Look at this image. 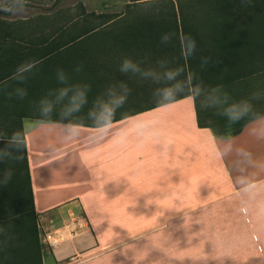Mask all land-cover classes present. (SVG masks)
Masks as SVG:
<instances>
[{
  "label": "crops",
  "instance_id": "obj_1",
  "mask_svg": "<svg viewBox=\"0 0 264 264\" xmlns=\"http://www.w3.org/2000/svg\"><path fill=\"white\" fill-rule=\"evenodd\" d=\"M16 20L0 13V133L3 112H21L43 264H264V116L236 136L217 137L199 127L193 96L158 104L153 93L161 85L140 78L107 128L41 120L39 102L65 88L53 65L65 57L26 67L33 43L19 39ZM106 68L93 72L100 81L90 109L112 86ZM17 89L27 95L19 98ZM137 110L144 111L127 116ZM231 201L249 209L240 220L251 229L201 232L192 245L146 249L148 233ZM63 227L66 240L48 246L44 233Z\"/></svg>",
  "mask_w": 264,
  "mask_h": 264
},
{
  "label": "trees",
  "instance_id": "obj_2",
  "mask_svg": "<svg viewBox=\"0 0 264 264\" xmlns=\"http://www.w3.org/2000/svg\"><path fill=\"white\" fill-rule=\"evenodd\" d=\"M64 1L56 0L51 9L36 17L17 18L22 28L18 34L19 39L27 35L33 43V59L26 67L42 59L50 62L51 56L65 57L64 61L53 65H59V71L65 74V88L87 86L90 89L82 110L86 115L91 92L100 81L93 76L95 67L107 66L102 75L108 76L112 86L124 82L131 90L137 87L139 74L120 71L122 62L130 59L139 63L144 71L162 74L181 70L180 78H191L194 83L202 84L206 93L219 88L220 100L215 107L202 110L201 101L193 97L199 127L210 128L217 137L236 136L247 123L264 116V110L257 109L264 105V100L239 88L244 82H256L258 77L264 76V0H208L205 6L202 3V15L193 11L196 6L190 3L164 10H131L127 17V13L113 17L108 13L88 11L81 2L75 13L78 17L72 15L71 8L54 12ZM10 7V12L0 13L9 16L18 7L36 8L28 3ZM189 8L192 11L186 10ZM25 25L31 29L26 31ZM165 33L172 34L170 43L161 42ZM185 37L196 42L193 56L185 54ZM96 55H108L112 59L107 63H95L91 57ZM202 59L208 62L204 64ZM160 61L167 62L164 68ZM242 101L252 105V113L233 122L227 110ZM142 111H132L127 116ZM3 113L6 117L3 116L2 124L6 129L0 133V171H9L11 179L0 181V264H43L27 145L21 127L23 116L19 111ZM56 115L54 112L51 116ZM40 119L81 125L91 122L64 121L60 117V120Z\"/></svg>",
  "mask_w": 264,
  "mask_h": 264
},
{
  "label": "clouds",
  "instance_id": "obj_3",
  "mask_svg": "<svg viewBox=\"0 0 264 264\" xmlns=\"http://www.w3.org/2000/svg\"><path fill=\"white\" fill-rule=\"evenodd\" d=\"M172 34L165 33L162 38V43H170ZM185 54L193 56L196 52L197 46L194 39L185 37ZM207 59H202V63L206 64ZM166 61H160L161 68L166 66ZM79 71V68L77 69ZM120 71L124 74H139L143 79H152L154 82L161 85L154 93V97L158 104H167L173 102L175 97L184 94H191L195 99H199L200 107L206 110L210 107H215L220 100L217 95L220 92L219 88L212 89L210 93H206L202 84L194 83L193 79L188 78L181 80V70L165 71L162 74L152 70L144 71L140 68L139 63L130 59H125ZM58 80L61 83L66 82V77L63 71L57 73ZM26 79V78H25ZM90 89L84 88H62L57 92L49 93V98L42 99L39 102V111L42 118L50 117L54 112L61 120L71 121L74 116L82 112L84 106L87 104V92ZM19 98L23 99L27 92L24 89H17L15 93ZM131 94V89L126 83L120 82L119 85L110 86L106 92V96L93 104L89 109L87 118L92 122L97 129L107 128L109 124L114 122L117 111L122 108ZM12 94L9 93V98ZM224 100H227V94L224 95ZM58 110V111H57ZM252 113V105L248 101H242L239 104L232 105L227 110L229 119L237 122ZM69 130L76 129L75 124L68 125ZM259 134L264 136V127H261ZM11 179V173L7 170L0 171V181L7 182Z\"/></svg>",
  "mask_w": 264,
  "mask_h": 264
},
{
  "label": "rangeland",
  "instance_id": "obj_4",
  "mask_svg": "<svg viewBox=\"0 0 264 264\" xmlns=\"http://www.w3.org/2000/svg\"><path fill=\"white\" fill-rule=\"evenodd\" d=\"M56 0H0V8H8L16 3H28L34 5L36 8L18 7L14 10L13 15L17 18L36 17L40 13H45L51 9ZM208 0H65L57 10H65L66 8L73 9L71 11L74 17L78 10L79 3H83L88 11H95L97 13H108L113 17H118L121 14L129 16V11L147 12L153 10H164L167 8L178 7L180 4L192 3L194 9L189 8L187 11L193 10L197 14L202 15L203 4H207ZM203 3V4H202ZM202 6V7H201ZM77 9V10H76ZM256 10V6L254 7ZM191 10V11H192ZM43 11V12H42ZM244 92L254 94V97L264 100V76L258 77L256 82H244L239 87ZM258 110L263 111L264 105L257 107ZM74 121H88L87 115L84 111L72 118ZM226 205L222 207H210L200 209L188 217H183L184 220L174 224H169L159 230H154L148 233L145 239V247L147 250L158 247L170 246H186L192 245L196 239L191 238L194 234L201 232L217 233L223 231H243L252 228L251 224L240 220V216L249 214V209L245 207H238L235 205Z\"/></svg>",
  "mask_w": 264,
  "mask_h": 264
},
{
  "label": "built area",
  "instance_id": "obj_5",
  "mask_svg": "<svg viewBox=\"0 0 264 264\" xmlns=\"http://www.w3.org/2000/svg\"><path fill=\"white\" fill-rule=\"evenodd\" d=\"M66 233L67 227L54 229L44 233V241L48 246L55 247L66 240Z\"/></svg>",
  "mask_w": 264,
  "mask_h": 264
}]
</instances>
